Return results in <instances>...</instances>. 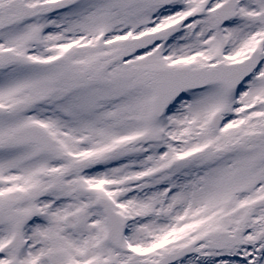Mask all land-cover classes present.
Instances as JSON below:
<instances>
[{"label":"rangeland","instance_id":"1","mask_svg":"<svg viewBox=\"0 0 264 264\" xmlns=\"http://www.w3.org/2000/svg\"><path fill=\"white\" fill-rule=\"evenodd\" d=\"M11 1L0 0V52H17L23 61L0 71V140L38 124L69 155L64 163L32 145L0 146V204L18 202L31 216L24 234L28 262L21 254L18 263L149 264L251 216L253 257L248 245L198 248L178 264H264V241L256 243L264 230V0H236L237 15L225 26L212 13L226 0H79L48 21L23 22L16 8L6 9ZM177 22L183 26L172 38L109 64L124 38ZM36 28L43 33L39 45L31 39ZM254 50L261 63L238 88L186 91L163 117L154 116L155 93L143 73L229 64ZM217 113L222 122L213 129ZM154 131L159 139L147 142ZM84 157L90 168L65 173ZM54 182L59 186L51 190ZM102 197L122 217L124 242L136 259L109 244ZM175 199L181 205L170 212ZM11 231L1 215L0 264L14 259L5 246Z\"/></svg>","mask_w":264,"mask_h":264},{"label":"water","instance_id":"2","mask_svg":"<svg viewBox=\"0 0 264 264\" xmlns=\"http://www.w3.org/2000/svg\"><path fill=\"white\" fill-rule=\"evenodd\" d=\"M171 3L175 0H167ZM35 11V10H34ZM32 8L25 11L26 15L29 16L31 12H34ZM235 16V0H230L224 3L215 12V19L217 22L223 24L227 20ZM181 24L170 26L160 31L142 35L140 37L124 40L123 48L119 55L112 62H122L133 54L138 53L151 45L158 43L159 41L169 38L179 31ZM39 35H35V39H38ZM260 54L256 53L251 56L248 60L240 64L232 65H220L209 70L204 68L198 69H175V70H155L149 72L145 76V82L151 84L155 91L156 96L154 100V113L157 117H160L167 105L177 95L181 94L187 89H196L204 87L210 83L218 82L224 83L231 88L236 87L242 81H244L251 72L258 66ZM20 61V57L14 53H3L0 54V68L12 63ZM221 121V116L218 115L214 118L213 125L216 127ZM148 141H155L157 134L151 133L147 135ZM1 145H21V144H35L42 151L53 152L61 160H66L67 156L60 152L55 146V141L46 134L40 127L30 125L22 127L12 134L5 137ZM91 164L88 160H80L68 169L67 172H79L88 167ZM57 185H52V189H55ZM180 205V200H175L172 204L171 210H175ZM101 206L106 215L107 226H108V239L113 246L123 249L122 246V235H123V223L117 216V214L111 209L107 201L103 200ZM5 210L7 214L18 223V228H21L23 223L28 219L26 215H22V218H16V214L12 211L9 203L0 207V214ZM216 241L210 243L209 248H221L224 244L231 242L232 245L240 244V240L236 236H229L228 234H217ZM21 246V237L19 229L13 236V240L10 247L15 250H19ZM195 244L188 245L178 253L166 254L163 259L159 262L151 264H173L179 258L188 255L193 252ZM127 251L126 249H123ZM135 256V254H133Z\"/></svg>","mask_w":264,"mask_h":264},{"label":"flooded vegetation","instance_id":"3","mask_svg":"<svg viewBox=\"0 0 264 264\" xmlns=\"http://www.w3.org/2000/svg\"><path fill=\"white\" fill-rule=\"evenodd\" d=\"M17 206L19 207V204L17 203ZM16 205H15V208L17 207ZM6 217V216H5ZM6 219H7V217H6ZM253 223L251 222L247 227H246V229L243 231V245H242V247H245V246H249V250H248V252H254V249H255V247L253 246V247H251V245H250V240L249 239H251V236L249 235L250 234V232L252 231V229H254L255 227L253 226ZM237 227V226H236ZM239 227H241V224H240V226H238L237 228H239ZM24 230V229H23ZM263 241H264V236H263ZM241 247V248H242ZM23 250V249H22ZM22 250H20L18 253H14L13 255H14V259L12 258V264H19L18 263V261H21V258H20V255H21V252H22ZM19 258V259H18Z\"/></svg>","mask_w":264,"mask_h":264}]
</instances>
